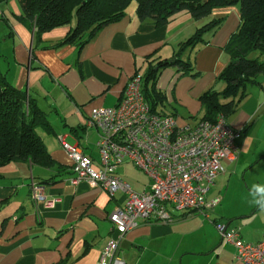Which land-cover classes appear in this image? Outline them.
Returning <instances> with one entry per match:
<instances>
[{"label":"crops","instance_id":"0c3cea01","mask_svg":"<svg viewBox=\"0 0 264 264\" xmlns=\"http://www.w3.org/2000/svg\"><path fill=\"white\" fill-rule=\"evenodd\" d=\"M136 7L132 1L121 20L79 47L61 43L69 26L37 34L24 24L18 0L0 6V72L45 114L51 130L38 127L37 133L53 162L0 166V264L99 262L108 241L117 237L107 217L123 205L124 196H109L85 182L73 185L72 161L59 140L97 161L98 136L87 126L91 110L115 107L133 75L157 71L159 62L172 60L179 45L212 19L222 20L220 27L205 32L183 54L192 72L162 68L154 89L162 96L163 114L191 127L202 121L200 97L223 89L218 76L230 61L225 48L240 24L238 7L214 10L197 21L181 12L161 27L141 23ZM257 82L227 121L241 136L236 159L220 163L207 194V200L219 203L202 212L169 209L168 222H140L120 239L124 264H240L216 224L236 230L242 243L264 237V72ZM117 174L134 192L147 191L148 177L131 164L120 166ZM32 183L58 198L53 209L32 201Z\"/></svg>","mask_w":264,"mask_h":264},{"label":"built area","instance_id":"2783aa9c","mask_svg":"<svg viewBox=\"0 0 264 264\" xmlns=\"http://www.w3.org/2000/svg\"><path fill=\"white\" fill-rule=\"evenodd\" d=\"M87 126L98 136L97 161L59 140L72 161L71 183L85 182L109 196H124L123 205L107 217L117 237L108 241L97 264H124L120 239L140 222L151 218L168 222L169 209L182 213L213 209L219 200H207V194L220 173V163L236 159V140L241 136L223 116L191 127L178 125L171 115L152 112L142 94L140 74L129 79L115 107L92 109ZM126 163L148 177L146 192H134L118 176V168ZM30 188L32 201L46 210L59 201L46 196L38 184ZM216 229L222 240L234 246L237 262L264 264V237L256 243H242L236 230L224 224H216Z\"/></svg>","mask_w":264,"mask_h":264},{"label":"trees","instance_id":"16d2710c","mask_svg":"<svg viewBox=\"0 0 264 264\" xmlns=\"http://www.w3.org/2000/svg\"><path fill=\"white\" fill-rule=\"evenodd\" d=\"M132 1L136 2L139 21L156 27L166 25L181 12L197 21L209 17L217 9L239 8V27L225 48L230 61L218 76L224 87L220 92L207 91L199 99L202 121L215 122L218 116L228 121L245 97L246 89L258 85L257 79L264 72V0H18L22 20L29 30L42 34L69 26L61 43L79 47L90 42L103 27L121 20ZM6 2L8 0H0V6ZM221 23L222 20L212 19L198 28L179 45L172 60L159 62L157 71L150 69L142 76V94L152 112L165 115L158 111L163 100L154 89L158 72L175 66L190 74L191 63L183 59V54L198 45L205 32L217 30ZM38 127L51 130L45 114L0 72V166L10 162L52 165L37 133Z\"/></svg>","mask_w":264,"mask_h":264},{"label":"rangeland","instance_id":"374dc122","mask_svg":"<svg viewBox=\"0 0 264 264\" xmlns=\"http://www.w3.org/2000/svg\"><path fill=\"white\" fill-rule=\"evenodd\" d=\"M74 22V21H73ZM165 108V107H164ZM164 108H162V109H164ZM165 110V109H164ZM158 111H159V113H161L162 111L160 110V108H158ZM163 113V112H162ZM123 260V259H122ZM124 261V260H123ZM129 263V262H128Z\"/></svg>","mask_w":264,"mask_h":264}]
</instances>
